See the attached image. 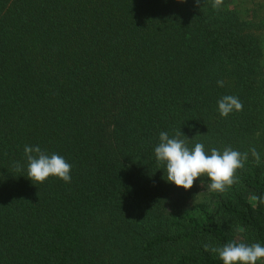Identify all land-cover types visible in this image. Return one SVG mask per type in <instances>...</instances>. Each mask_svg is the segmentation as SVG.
<instances>
[{
	"label": "trees",
	"instance_id": "1",
	"mask_svg": "<svg viewBox=\"0 0 264 264\" xmlns=\"http://www.w3.org/2000/svg\"><path fill=\"white\" fill-rule=\"evenodd\" d=\"M216 2L0 0V264H223L205 244H264V16ZM224 95L242 110L221 116ZM181 130L248 153L224 193L166 181L154 148ZM25 145L71 182L22 176Z\"/></svg>",
	"mask_w": 264,
	"mask_h": 264
},
{
	"label": "clouds",
	"instance_id": "2",
	"mask_svg": "<svg viewBox=\"0 0 264 264\" xmlns=\"http://www.w3.org/2000/svg\"><path fill=\"white\" fill-rule=\"evenodd\" d=\"M213 6H218V0ZM217 84L224 86L223 81H217ZM217 106L220 115L225 118L242 110L241 101L233 95L219 98ZM181 135L186 136L182 130L172 137L162 131L159 134V143L154 148L157 162L164 165L162 169L168 183L189 190L197 180L203 185L201 178L207 177V191L224 193L236 182L237 171L244 168L248 160L247 152L241 153L231 147L222 151L216 148L206 150L202 143L189 147ZM251 154L259 163L260 154L255 148L251 149ZM24 156L27 174L22 176H26L34 184L44 183L50 177L65 183L71 182L73 166L62 155L55 152L49 154L39 145H25ZM15 168L18 171L24 170L20 164H16ZM204 249L215 254L223 264H264V244L259 242L248 244L233 241L223 246L205 244Z\"/></svg>",
	"mask_w": 264,
	"mask_h": 264
},
{
	"label": "rangeland",
	"instance_id": "3",
	"mask_svg": "<svg viewBox=\"0 0 264 264\" xmlns=\"http://www.w3.org/2000/svg\"><path fill=\"white\" fill-rule=\"evenodd\" d=\"M256 2V3H254ZM235 0V5H237L240 8L241 15L243 18H249L253 15V10L256 8V5L258 8L261 9L260 15L264 16V0ZM263 73H264V44H263Z\"/></svg>",
	"mask_w": 264,
	"mask_h": 264
}]
</instances>
